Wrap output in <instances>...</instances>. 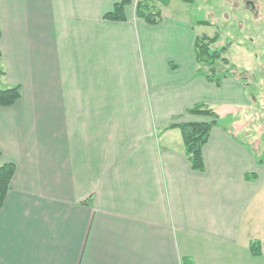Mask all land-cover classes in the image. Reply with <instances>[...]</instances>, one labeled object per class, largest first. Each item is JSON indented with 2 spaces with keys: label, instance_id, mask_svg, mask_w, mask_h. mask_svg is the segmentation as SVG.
<instances>
[{
  "label": "crops",
  "instance_id": "0c3cea01",
  "mask_svg": "<svg viewBox=\"0 0 264 264\" xmlns=\"http://www.w3.org/2000/svg\"><path fill=\"white\" fill-rule=\"evenodd\" d=\"M121 1L0 0L1 88L22 95L0 107L1 164L16 167L0 264H264V160L235 117L219 123L254 101L197 75L202 21L162 11L150 26L134 4L106 20ZM199 104L219 116L204 172L175 127L212 122L188 113Z\"/></svg>",
  "mask_w": 264,
  "mask_h": 264
},
{
  "label": "rangeland",
  "instance_id": "374dc122",
  "mask_svg": "<svg viewBox=\"0 0 264 264\" xmlns=\"http://www.w3.org/2000/svg\"><path fill=\"white\" fill-rule=\"evenodd\" d=\"M138 1L134 0V7ZM174 1L176 4L172 3L168 10L162 9L165 14L177 16L179 13L196 22H209L207 25L196 23L197 36H219L215 48L227 47L224 57L230 62L229 70L234 72L232 80L245 85L254 103L249 109L228 110L219 123L229 126L230 118L235 117L233 120L238 127L234 132L264 160V0H195L193 4ZM177 3L184 5L183 8H178ZM222 70L226 68L220 66L219 73L224 72ZM3 85L5 82L0 77V87ZM262 195L254 202L259 214L258 224H264ZM258 224L257 229L264 237V229L258 228Z\"/></svg>",
  "mask_w": 264,
  "mask_h": 264
},
{
  "label": "trees",
  "instance_id": "16d2710c",
  "mask_svg": "<svg viewBox=\"0 0 264 264\" xmlns=\"http://www.w3.org/2000/svg\"><path fill=\"white\" fill-rule=\"evenodd\" d=\"M174 0H140L135 6V16L150 26L159 25L162 20V9L168 7ZM185 3L193 4L195 0H182ZM134 3V0H122L117 3L113 10L107 13L104 18L112 22L127 21V8ZM200 24L207 25L209 22L203 21ZM2 32L0 30V39ZM219 36L210 38L208 36H198L194 42V56L197 64V75L203 76L206 80L220 87L223 80L234 76L230 71V62L224 57L227 47L215 48ZM3 57L0 52V77L5 78L6 72L2 66ZM225 67L224 72L219 73V67ZM220 74V75H219ZM21 87L12 86L8 88L0 87V107L9 108L14 106L21 99ZM188 113L195 116L211 118L212 122L187 123L175 126L181 130L187 159L194 171L204 172L205 163L203 159V149L207 145L211 130L217 125L219 116L211 108L199 104L188 109ZM0 150V208L4 205L6 197L11 190V184L16 173L14 164H1ZM258 244L255 242L251 246L254 255H258ZM184 264H190L187 260Z\"/></svg>",
  "mask_w": 264,
  "mask_h": 264
}]
</instances>
